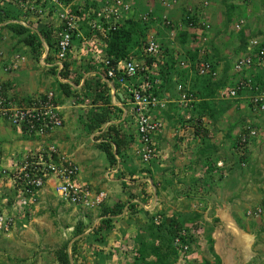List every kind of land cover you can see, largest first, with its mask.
Masks as SVG:
<instances>
[{"label":"crops","instance_id":"crops-1","mask_svg":"<svg viewBox=\"0 0 264 264\" xmlns=\"http://www.w3.org/2000/svg\"><path fill=\"white\" fill-rule=\"evenodd\" d=\"M151 1L147 0L145 4H149ZM248 1L254 6L253 0ZM243 3L246 5V2ZM210 4L207 0L204 5L205 8L209 5L210 9ZM246 10L253 12V10H249L248 5H246ZM246 10V16H248ZM261 11H264L263 0ZM199 12L198 17L200 18V22H207L206 19H209L207 15L205 16V13L202 11ZM254 12L258 17L259 15L255 9ZM211 16L210 19H212ZM253 31L252 33H255V37L264 40V24ZM212 41H209V46L213 50L211 58L215 62L216 59L218 60V67H216L217 76L235 74L236 72L233 69H229L228 60L236 59L237 53L239 56L249 54V40L247 44L244 41L243 44L245 46L241 45V48L237 47L240 45L239 42L234 43L232 47L230 46L229 51L224 50L216 41ZM173 46L176 49L175 54L177 56L180 55L179 53L183 51L181 46L178 43H173ZM72 55L73 53L68 57L71 63V71L73 62H71L70 57ZM84 58L88 59V56H84ZM89 65L90 63H88ZM83 66L84 68H82L83 70L80 73L75 74L72 71L75 77L80 78L78 85L74 84L73 79L65 80L57 73V83H59L57 85L58 93L56 92L55 94H57L56 101L61 108L64 118L63 127L53 131L49 137L39 139L29 137L16 129L10 130L5 127L4 123L0 122V149L3 155L7 157L8 154L14 153L20 157L27 150L36 151L47 146V144H55L63 154L71 157L79 165L80 180L82 182L88 183L97 191L106 192L107 197L104 199L103 204L95 209L82 208L75 205L64 206L65 212L66 209L70 208L72 212L76 213L75 223H78L75 226L80 225L83 228V234L75 236L78 239L86 236L89 230H96L103 220L110 218L116 224L112 226L108 224L110 234L105 233L104 229H102L100 231L101 234H95L94 231V237L96 235L98 237L105 235V240L110 243L112 241V245H115L122 236L120 229L127 228L126 226H128L129 230H126V234L130 236V240L127 243L126 240H122L125 241L126 245H130L136 241V236L141 235V231L139 233L138 230L132 229L133 227L135 228L140 225V229L144 228L147 225L149 216H155L159 213V207L162 209L169 205L173 208L176 204L177 206H181L186 200L188 202L183 204L182 207L188 208L185 211L191 212L189 214H204L205 220H207L208 214H214L215 220H207L204 223L203 232H205L207 227L209 228V238L214 243L215 253L219 256L221 264L253 263L254 260L252 259L257 255V250L254 247L255 244H253L255 239L252 241L250 247L251 254H247V250L244 247V243L242 244L239 234L244 233L253 239L258 236L259 225H264L263 220V222L255 221L257 225L252 227L251 223L255 222H252L251 217H246L247 210L259 205L264 198V134H261V142L260 140H255L251 143L248 154L249 162L246 168L238 166V156L235 154L232 146L233 141H235L242 129L240 126L250 121V115H256L253 116V121L260 123L264 128V113L254 111L247 105H242L243 107L240 106L241 108H238L237 104L232 105L226 110L225 106L220 107L218 104L223 102L225 105L228 99L216 96L213 100L217 107L213 113L210 110L204 111L202 120H200L203 127L197 128L193 124L194 122L185 121L184 109H181V106L177 103L179 98L178 87L166 90L164 98H169L166 99L168 101L167 107L154 113L164 124L159 134L154 136L158 157L150 163H143L137 153L140 142L136 132L133 107L130 104L128 94L117 83L108 81L104 77L103 70L99 67L87 70L88 67L86 65ZM193 74V72L189 71L187 78V86L189 87H191L195 77ZM236 77L239 78L240 74ZM99 79L101 83L108 84L109 92L106 93V96L110 98L111 106L114 109L112 110L113 114H110V121L107 124L101 128L90 130V118L99 112L100 108L104 107L103 103L95 104L93 102L96 98L94 89ZM61 82L70 84L74 88L73 90H78L74 94L75 96H66L59 86ZM242 110L247 113L243 118L238 117V119L233 120L231 123L228 121L230 116H234L235 111ZM198 113L199 110H196L194 116L201 115L202 111ZM112 125L116 127L114 130H118L119 139L120 137L122 139L120 154H115L116 164L113 165L109 163L107 155L101 149V144L111 141V137L108 138L107 132L108 128ZM105 132L107 133L106 135ZM14 148L20 151L17 152ZM113 149H116L115 145H113ZM52 183L54 182L48 181L44 189L47 193L45 197L47 198V203L48 201L54 203L53 200H55L52 196L54 193L51 191L53 189ZM135 193L137 196H135ZM125 195L127 197L133 195L136 197V200H129L130 196L128 199H122ZM118 199L122 203L119 205L123 206L122 212L111 217L102 216L103 208L117 205L120 202ZM55 201L56 204L54 203V208H52L54 212L60 209L57 208L59 206L57 200ZM195 202H201L199 210H194L193 204ZM188 203L191 206L193 205V207L191 208ZM133 206H136L135 210L132 209ZM43 209L51 210L50 204L49 209L45 206ZM61 213H64L63 210H61ZM178 213L180 216L178 218L182 220L181 215L185 216V214L183 211ZM30 216L19 217L18 223L22 224L24 222L23 219L26 220ZM40 221L44 223L45 230L49 229L47 231L50 237L53 234L52 229L55 227L54 222L43 221L41 219ZM231 221L236 225L239 232H235L232 229ZM34 223H38L37 216L30 225ZM23 224V227H26V224ZM217 225L225 230L226 237H219L220 231ZM75 226L71 227L73 231L76 229ZM148 226L146 227L148 228ZM64 235L66 236V233ZM84 239L85 237L79 239V244H82ZM3 240V244L7 245L10 249H13V244L17 242L10 235L4 236ZM48 242L51 243L49 240ZM0 250L4 254V248L0 246ZM120 255H123L122 258H126L128 262H131L132 256L130 254L127 257L123 252H120ZM194 257L186 258L185 262L187 263L195 259ZM205 259L209 260L212 264H216L214 258Z\"/></svg>","mask_w":264,"mask_h":264},{"label":"built area","instance_id":"built-area-1","mask_svg":"<svg viewBox=\"0 0 264 264\" xmlns=\"http://www.w3.org/2000/svg\"><path fill=\"white\" fill-rule=\"evenodd\" d=\"M77 2L78 0H72V3L65 4L63 0H19V5H17L28 17L27 19L20 18L15 22L24 26H29L28 21L35 22L31 27L33 29L37 23L42 22L55 33L57 52L53 55L54 60L48 61L50 48L44 43L45 52L41 59L43 67L57 68L59 74L64 69L65 62L69 61V52L73 53L74 49L87 53L94 62L102 63L103 66L99 68L103 70L104 77L123 87L130 98L140 142L137 153L143 163H150L158 157L154 136L159 134L164 126L163 121L154 113L165 109L168 103L167 100L154 94L153 84L159 81L153 80L152 74L156 72L157 66L145 64L138 56L112 62L103 57L100 42L86 37L81 30V25L85 21L91 31L102 35L115 31L121 20L133 14L132 4L126 0H83L82 3L78 2L81 5L80 10H83L82 18H78L70 9L71 5ZM88 2L90 4L85 5ZM163 5L172 6L170 3H163ZM206 27L209 28V25L207 24ZM174 32H171L172 38ZM74 35L81 38L76 44L73 40ZM248 50L249 54L243 56L235 64V70H248L254 64L264 67V40L258 37L251 39L248 43ZM199 52L201 55L205 53L204 50ZM143 53L149 57L160 58L161 45L155 35L148 36ZM25 61L24 56L14 54L6 63L5 71L18 70ZM197 64L196 69L200 75H205L211 70V64L207 62L198 61ZM181 65L191 69V63L183 61ZM213 76H217V71L213 72ZM250 84V79H241L239 86L230 90L229 98H236L239 89H252ZM256 90L258 91V87ZM178 92L177 103L184 109L192 111L196 99L190 87L187 84L185 86L179 84ZM226 93V90L221 91V95ZM252 99L258 106L261 101H264V90L252 96ZM56 100V94L52 91H46L37 96L19 97L13 94L9 87L0 84V122L8 123L29 137L47 138L53 131L64 125L61 108ZM262 110L264 106L260 105V111ZM185 119L191 120L192 116L188 114ZM246 129L251 138L258 135L256 128L248 125ZM247 139L240 138V147H245ZM0 180H6L20 194L14 203L16 209L13 213L5 210L0 212V235H10L13 232L18 216L24 217L29 212L38 193L48 181L54 182L56 192L63 201L73 205L89 208L98 206L104 199V193H96L89 184L80 180L79 165L71 157L63 154L55 144H47L34 152L27 150L20 159L5 157L0 151ZM263 214L264 202L248 211V215L255 218ZM187 249L186 246L185 250Z\"/></svg>","mask_w":264,"mask_h":264},{"label":"trees","instance_id":"trees-1","mask_svg":"<svg viewBox=\"0 0 264 264\" xmlns=\"http://www.w3.org/2000/svg\"><path fill=\"white\" fill-rule=\"evenodd\" d=\"M19 0H0V32L8 33L11 38L15 39L18 44H24L29 49V52L33 54L34 57L40 59L44 51V43L48 45L50 48L48 60H54V54L57 52V42L56 36H54V32L50 30L44 23L39 22L36 24V27L31 28L35 22H29V26H24L15 21L20 18L27 19L28 15L24 14L18 4ZM65 4L72 3V0H63ZM248 2V0H246ZM16 2V3H15ZM80 2V1H79ZM16 6H15V4ZM82 3V2H80ZM18 4V5H17ZM90 3H86L85 5H89ZM162 3H157L154 8H149V6L141 5L138 0L132 3L133 14L131 17H127L124 20H121L118 23V28L115 31L109 32L105 35H102L98 32L91 31L89 29L87 22L81 25V30L86 37H91L92 39L97 40L101 44V52L104 58L110 59L112 62H117L122 59H130L135 56L141 61H144L145 64L150 66H157V70L152 74L153 80H158V83L153 84L154 94L161 99H169L164 98V92L166 90H171L172 88L178 87L179 84H183L184 86L187 84V78L189 75V71L193 72L194 80L191 84V92L194 94L196 101L193 103L192 111H188L184 109L182 106L181 109H184L185 117L190 114L192 116L191 121L194 122L197 128H202V116L204 115V111H211L213 113L214 109L217 107L215 101L213 100L216 96L219 95L220 98L228 99L225 102V109H229L232 105L237 104L241 108L244 106H248L252 110H256L258 112L264 113V110L260 111V105L264 106V101L256 106L254 103V99L252 96L260 94L264 90V67L258 66L254 64L250 69L244 71L235 70V64L238 63L243 56H239L237 53V58L234 60H228L229 69H233L236 72L233 75L224 74L221 76H213V72H216V66L218 64V60L216 62L211 58L213 55V50L210 48L209 43H202L201 39L208 37V32L210 28H207L206 25L208 22L201 24L200 18L196 14H192V11L183 9V14L179 19H175L171 15L172 9L174 6L166 7L162 5ZM231 8H235L238 12H242L243 17H246V5L243 3V0H233ZM81 5L73 4L70 9L75 16L78 18H82L83 10H80ZM87 10V7H85ZM147 17V19H145ZM170 22V24H167ZM158 24L162 31L155 33L156 38L159 40L161 45V55L160 58L149 57L143 53V48L147 43V39L150 33L151 28L153 29V25ZM172 24V26H171ZM209 24V23H208ZM211 27V26H210ZM164 31V32H163ZM166 31V34H165ZM174 32V37L166 39L167 32L169 34ZM163 37V39L161 38ZM164 37L166 40H164ZM255 38V33L249 32L245 34L246 41H250V39ZM73 40L77 43L81 40V38H77L75 35ZM190 42L192 44L190 45ZM173 43H178L181 46V51L176 55V49H174ZM249 43V42H248ZM190 45V46H189ZM211 49V50H210ZM204 50L205 53L201 55L199 51ZM134 53V54H132ZM72 52H69L71 55ZM186 61L191 63V69L184 67L181 65V62ZM204 61L211 64V70L209 73L205 75H200L198 73L197 62ZM87 70L96 69L101 66L102 63H94L92 60ZM95 66V67H94ZM103 66V65H102ZM55 72L58 73L57 68H53ZM189 70V71H188ZM103 72V71H102ZM240 74V77H236ZM59 75L65 79H73L74 84L78 85L80 78L75 77V74L71 71V63L66 61L64 64V69L59 72ZM99 77V76H98ZM100 78V77H99ZM250 79L251 87L250 88H242L237 90L236 98H229L230 90L236 89L239 86V82L241 79ZM99 79L96 87L94 89V93L96 98L93 100L95 104L103 103L104 107L100 108L99 112L95 113L90 118V130H95L101 128L107 122L110 121V114L114 107L111 106L110 98L106 96V93L109 92V86L107 83H101ZM119 85V84H117ZM63 93L70 97L77 93L78 90H73L74 88L68 84L61 82L59 84ZM5 87L8 85L5 84ZM258 87V91L256 90ZM221 89H225L227 93L223 96L218 94V91ZM75 96V95H74ZM179 96V93H178ZM232 100V101H229ZM238 102V103H236ZM179 105V104H178ZM180 106V105H179ZM241 106V107H240ZM161 110V109H160ZM199 110V113L202 114L195 115V111ZM120 112V111H119ZM193 113V114H192ZM198 113V114H199ZM196 117V120H195ZM250 125L252 128L257 129V136L254 138L250 137L249 131L246 127ZM114 125L108 128V138L111 137L110 142H105L101 144V149L107 155V159L111 165L116 164V156L115 154H120V147L122 146V139L120 137L118 130H114ZM242 129L238 134L235 141H233V150L235 154L238 156V166L241 168H246L248 165V154L251 143L255 140L262 139V135L264 134V128L257 125L254 121H248L242 124ZM105 132V135L107 134ZM240 138H248L247 143L244 148L240 147L239 140ZM113 145H115L116 149H113ZM2 152V150L0 149ZM20 159V158H19ZM153 161V160H152ZM26 196L28 194H25ZM16 196V197H15ZM14 198H10L9 203H15L19 198L20 194H16ZM264 202V198L261 200L260 204ZM138 206V205H136ZM136 206H133L132 209L135 210ZM123 210V206L121 207L119 204L113 207H105L103 208L102 216H113L121 213ZM194 217H197L195 215ZM192 221L193 226H186V221L180 220L178 216L174 215L172 217H164L159 220V217H153L150 225L146 228L145 234L136 236L137 247L130 248L126 245L124 246V255L127 256L129 253L131 254V262L129 264H175L177 261H181L183 264L186 258L190 257L191 252V244L195 241V235L200 230V226L198 223H194ZM195 220H197L195 218ZM106 221V222H105ZM111 222V219L103 220L102 224L96 228L95 232L99 233L103 227L106 229L108 227V223ZM105 224V225H104ZM109 228V227H108ZM83 234V228L79 225L74 233V236H79ZM84 237V236H83ZM81 237V238H83ZM79 238V239H81ZM178 240V242H177ZM135 243V242H134ZM210 243V251L212 256L215 258L216 263L220 264L219 256L214 253L213 250V241L209 238ZM68 244H64L61 248L56 251V259L58 264H71L70 254L68 252ZM188 247L185 250V247ZM76 252V246L73 247ZM155 258V259H154ZM154 259V260H153ZM84 263V258L82 259ZM77 264V262H75ZM202 264H212L209 260H203Z\"/></svg>","mask_w":264,"mask_h":264},{"label":"rangeland","instance_id":"rangeland-1","mask_svg":"<svg viewBox=\"0 0 264 264\" xmlns=\"http://www.w3.org/2000/svg\"><path fill=\"white\" fill-rule=\"evenodd\" d=\"M130 1L136 2V0H133V1L130 0ZM138 1L141 5H145V6L150 5L149 8L151 9L154 8L155 5L159 2H163L167 4L170 3L172 4V6H174V9H172L170 13L172 17L175 19H178L182 16L184 8H186L189 11H192V14H196V15L200 13L199 11H202L203 13H205L204 15L205 16L207 15V18H209L206 20L208 23H210L211 27L208 32V37L202 38L201 42L209 43V41L211 42L212 40H214L220 46H222L224 50L226 51H229L230 46L232 47L234 43H237V42L240 43V45H238L237 47L241 48V45H243L244 47L245 46L243 44L244 41L247 44V41L245 39L246 32L247 33L254 32L253 30L255 28H259V26L264 24V11H261L262 0H253L254 6L253 4H251V2L249 1L247 2L246 0H243V2H246V5H248L249 10L250 11L253 10V12H248L247 11L248 9H247L246 11H247L248 16L246 17H243L244 14L242 15L241 11L238 12L237 9L233 7L231 8L230 5H232L233 0H208L211 3L210 9L208 7L209 5H207L206 8L204 6L207 0H152L149 4H145L147 0H144V1L138 0ZM174 1L176 2L174 3ZM80 2H83V0H80ZM217 5L219 6L217 7ZM175 6L177 7L175 8ZM254 9L256 10V13L259 15L258 17L254 14L255 13ZM259 11H260V14H259ZM210 16L212 19H210ZM158 30L162 31L159 25L158 24L153 25V29L151 28L149 36L155 35L156 31L159 32ZM165 34H166V31H165ZM167 35L168 36H166V39L167 37L168 39L172 37L171 33L169 34V32H167ZM161 38L163 39V37ZM166 39L164 37V40ZM74 43L76 44L75 41ZM14 54H20L24 56L26 58V61L22 66L19 67L18 70L6 72L5 71L6 63L10 60V58ZM43 54H44V51H43ZM42 56L40 57V59H37L36 57L33 56V54L29 52V49L26 46H24V44L22 43L18 44L17 41L11 38V36L8 33L1 31L0 32V84L8 85L12 93L15 95H18L19 97L37 96L48 90L54 93L56 92L58 93L57 85L59 82L57 83V78H58L57 72H55L53 68H46L42 66L41 64V59L43 58ZM84 56H88V59H85ZM70 60L71 62H73L72 71L75 74L82 72L83 70L82 68H84L83 65H86L88 67V63L91 64L92 62V59L89 57L87 53L79 52L78 49H74L73 55L72 57H70ZM222 90H225V89L219 90L218 94L221 95ZM218 106L222 107L225 105L222 102L218 104ZM235 112L236 113L234 114V116H230L228 119L230 123L233 120L238 119V117L243 118V116L247 114L245 113L244 110L235 111ZM253 116H256V115L249 116L251 121H253ZM1 123H4V122H1ZM4 124H5V127H7L8 129L15 130V128L10 126L8 123H4ZM256 124L262 127L260 123H256ZM241 127L242 125L240 126V128ZM16 148H14L15 151L19 152L20 150H16ZM7 157L19 159V157L14 153L8 154ZM52 184H53V189H54V190L51 189V191L54 193L52 196L55 198V200H57V204L59 205L57 208H60V209L57 210L56 212H54V210L52 209L54 208V203L56 204L55 200H53L54 203L50 201H48V203L46 202L47 198L45 197L47 193L44 190L47 185L46 184L44 188L38 193L37 198L33 202V205L29 209V212L26 214V216L31 215L30 218L26 220L23 219L24 220L23 223H25L26 227L28 228L23 227L24 225L23 223L22 224L18 223L19 222L18 220L20 219L19 216L16 219V227L13 230V232H11L10 234V236H12L14 239L17 240V242L13 244L14 246L12 247L13 249L8 248V246L3 244L2 242L4 236H7V235H0V246L4 248V254L0 250V264H58L55 253L64 244H68L67 247H68V252L70 254L71 264H75V262H77V264H129L128 260L126 258H122L123 255H120V252L124 251V246H126V243L128 242V240H130L129 238L130 236H127L126 234V230H129L128 226H126L127 228L120 229L121 230L120 234L122 236L119 238L118 240L119 242H117V244L115 245H112L113 243L112 241L111 243L109 241H106L105 235H102L103 238L102 236L98 237L97 235L96 237H94L93 232L95 230L93 229L91 231L90 230L88 231L87 235L84 236L85 237L84 242L82 241L83 243L79 244L78 242L79 239L76 238L75 236L73 237L76 229L73 231V229L71 228V227H74L75 224L78 223V222L75 223L76 213L72 212L70 208L68 210L66 209V212H65V207H64L65 205L73 206V204L63 201L57 194L56 189L54 187V183ZM93 190L96 193H104V199H106L107 196L105 194L106 193L105 191H97L95 189ZM16 194H17V191L14 189L13 186H11L10 183H8L6 180H0V212L5 210L7 212L13 213V210L16 209L15 208L16 205L13 202L10 204L9 201H10V198L12 197L14 198ZM133 195L132 196L129 195L130 196L129 200L130 199L136 200V197H134ZM135 196H137L136 193H135ZM128 197L127 195H125L122 199L124 198L128 199ZM44 199H45V202H44ZM103 201L98 206L89 207V208L95 209L101 206L103 204ZM118 201L120 200L118 199ZM187 202L188 201L185 200L183 204ZM120 203L121 201L118 204ZM49 204H50L51 210H44L43 209L44 206L49 209ZM200 204L201 202H195L193 204L194 210H199L201 208ZM182 205L177 206L176 204L174 205L173 208L167 205V207H163L162 209H160L159 207V213L156 214L155 216L156 217L159 216V220L163 219L164 217H172L174 215L180 218L178 212L183 211V213L185 214V216L181 215L182 216L181 218H183L182 219L183 221L189 220L190 218H192L191 220H193L194 218V223H198L200 226V230L195 235V241L190 246L191 248L190 257L193 258V256H195L194 257L195 259H192L186 264H202L205 258H209V259L214 258L211 254L213 252H211L209 249L210 248L209 228L207 227L205 232H203L204 227H205L204 223H206L207 220H211V221L215 220L214 214L212 213H210V215L208 214L207 220L204 219V214H200V215L197 214V217H194L196 214L195 213H194L195 215L189 214L191 212L185 211L188 208L182 207ZM193 205L192 206L190 205L191 208L193 207ZM75 206L81 207L78 205H75ZM174 209L176 210L179 209L180 211H176ZM61 210H63L64 213H61ZM192 212H195V211H192ZM246 215H247L246 216L247 218L249 217L252 218L251 219L252 222H255V221L263 222L264 221V214L259 218H253L252 216L248 215V213ZM36 216L38 217V223H34L33 225H30V223L33 221V219ZM155 216L154 215L149 216L147 225H150L152 218ZM195 218L197 220H195ZM40 219L43 221L45 220L48 222L49 221L54 222L55 227L54 229H52L53 234L50 237L47 231L49 229L45 230L44 228L45 225L44 223L40 221ZM114 222L115 221L112 220L108 224H111L112 226ZM257 222L251 223L252 227L256 226ZM35 224L36 226H34ZM101 224L102 223H100V225ZM186 224H187L186 226H189L190 224H191L190 227L193 226L192 221H189V222L186 221ZM77 226H75V228H77ZM146 226L140 229L139 228L140 225H139L138 227H135V228L133 227L132 229H134L135 231L138 230L139 233L141 231V235L143 236L146 232V228H147ZM108 227H106V229H104L105 228L104 227L103 229L105 233L110 234V230ZM218 229L220 231L219 237L224 238L227 236L225 234L224 229L220 228L219 226H218ZM15 230L17 231L15 232ZM65 233L67 237L64 235ZM122 239L126 240V243ZM254 239H255V242H253V244H255L254 247L257 250V255L253 257L252 260H254V262L251 264H264V225L262 224L259 225L258 236L254 237L253 240ZM48 240L51 243H49ZM136 245H137L136 241L135 243H131L130 245L127 244L130 250L132 248H136L137 247ZM74 246H76V252L73 249ZM212 251H214L215 253L214 243H213ZM83 258H84V263L82 262ZM214 262L216 261L214 260ZM175 264H183V263L181 261H177Z\"/></svg>","mask_w":264,"mask_h":264},{"label":"bare ground","instance_id":"bare-ground-1","mask_svg":"<svg viewBox=\"0 0 264 264\" xmlns=\"http://www.w3.org/2000/svg\"><path fill=\"white\" fill-rule=\"evenodd\" d=\"M230 220V219H229ZM232 222V221H231ZM232 225V229L235 230V232H239L238 228L236 227L235 224H233V222L231 223ZM240 236V240L242 241V244L244 243V247L246 248V252L247 254H251V250H250V247L252 245V237L251 236H247L246 234L244 233H240L239 234Z\"/></svg>","mask_w":264,"mask_h":264},{"label":"clouds","instance_id":"clouds-1","mask_svg":"<svg viewBox=\"0 0 264 264\" xmlns=\"http://www.w3.org/2000/svg\"><path fill=\"white\" fill-rule=\"evenodd\" d=\"M80 0H78V2H79ZM126 1H129L131 4L133 3V2H131L130 0H126ZM209 25V24H208ZM209 28H210V25H209ZM256 38V37H255ZM251 40V39H250ZM90 186V185H89Z\"/></svg>","mask_w":264,"mask_h":264}]
</instances>
